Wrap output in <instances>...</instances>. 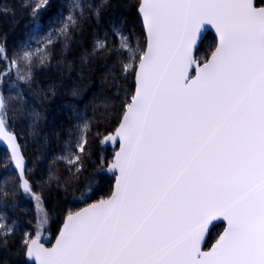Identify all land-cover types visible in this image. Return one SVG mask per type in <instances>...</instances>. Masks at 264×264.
Wrapping results in <instances>:
<instances>
[{
  "label": "snow or ice",
  "instance_id": "1",
  "mask_svg": "<svg viewBox=\"0 0 264 264\" xmlns=\"http://www.w3.org/2000/svg\"><path fill=\"white\" fill-rule=\"evenodd\" d=\"M138 4L146 46L133 47L114 28L119 43L112 51L124 57L121 75L135 77L115 133L100 140L104 146L118 138L108 166L119 173L114 189L69 212L51 248L39 242V232L36 238L25 233L23 257L27 264H264V0ZM68 8L56 30L64 39L79 24L75 13L82 17L84 4L69 0ZM206 25L217 42L201 65L192 53ZM45 40L35 52L22 46L16 56L29 65L38 56L43 64L51 34ZM106 48L105 40L95 41V52ZM17 64L14 56L10 65ZM7 108L0 94V142L10 148L20 187L31 193L17 138L7 128ZM88 129L80 125L75 152L57 157L69 165V185L83 166ZM217 219L226 227L205 252L206 227ZM46 222V216L37 221ZM0 229V248L7 247L12 228Z\"/></svg>",
  "mask_w": 264,
  "mask_h": 264
},
{
  "label": "trees",
  "instance_id": "2",
  "mask_svg": "<svg viewBox=\"0 0 264 264\" xmlns=\"http://www.w3.org/2000/svg\"><path fill=\"white\" fill-rule=\"evenodd\" d=\"M81 2L83 16L75 13L79 24L64 39L56 30L69 11V0H47L46 4L44 0H0V48L4 49L0 53V94L8 103L7 128L16 136L27 162L25 176L31 188V193L20 191L9 158L0 148V224L12 228L7 247L0 248V264H26L21 242L25 233L33 238L36 222L30 195L40 198L54 238L69 212L105 199L111 192L113 178L106 175L105 167L114 149L101 146L100 140L113 133L134 89V73L125 79L118 62L124 57L112 51L119 43L114 28L133 47H144L145 37L137 15L138 0ZM50 34L53 43L43 64L38 56L30 65L16 56L24 45L28 47L23 50L35 52ZM97 39L107 43L99 53L94 51ZM214 47V37L206 34L196 60L204 62ZM14 56L18 64L13 68ZM26 75L31 79L19 78ZM83 123L89 125L83 166L78 179L69 185V165L57 157L76 151ZM221 230L222 225L212 228L206 246Z\"/></svg>",
  "mask_w": 264,
  "mask_h": 264
},
{
  "label": "water",
  "instance_id": "3",
  "mask_svg": "<svg viewBox=\"0 0 264 264\" xmlns=\"http://www.w3.org/2000/svg\"><path fill=\"white\" fill-rule=\"evenodd\" d=\"M138 7H139V4H138ZM138 7H137V15H138V17H139V19H140V22H141V24H142L143 34H144V37H145V31H144V27H143V22H142V18H141V16H140V14H139V12H138ZM208 33L211 34V35L214 37V39H215V46H216L217 36H216V33H215V29H213L210 25H206V26H204V28L202 29V32H201V36H200V39H199L198 45H197V47L193 50V53H192V55H193L195 61H197L196 58H195L196 51H197V49L199 48V46H200L201 42L203 41L204 37H205L206 34H208ZM145 46H146V38H145ZM145 46H144V47H145ZM214 48H215V47H214ZM213 50H214V49H213ZM211 53H212V52H211ZM211 53H210V55L208 56V58H210ZM205 61H206V60H205ZM205 61H204V62H205ZM197 62H198V61H197ZM204 62H202V63H200V64L202 65ZM195 67H196V64L194 63V64L191 66V68L189 69L190 75H192V76L195 75ZM133 81H134V89H133V94H134V91H135V77H134V80H133ZM122 115H123V114H122ZM121 117H122V116H121ZM120 120H121V118H120ZM119 122H120V121H119ZM118 125H119V123H118ZM118 125H117V127H118ZM117 127H116V128H117ZM116 128H115V130H116ZM115 130L113 131V133H115ZM10 133H11V132H10ZM111 134H112V133H111ZM15 137H16V136H15ZM17 142H18V141H17ZM105 145L108 146L109 148L114 149V152H113L112 158H111L110 162H109V163L106 165V167H105V173H106V175H107L108 177H112V178H113L112 188H111V192H110V194H109V196H110L111 193H112V191H113V189H114L116 176H117L119 173H118V171H115V172H109V171H108V166H109V164H111V163L114 162V155H115V152L119 151V142H118V138H117V141H116V142L109 141V142H107ZM19 147H20V146H19ZM0 148H2V149L5 151V153L7 154L8 158H9V156H10V148L7 146V143H6V142H0ZM20 151H21V149H20ZM21 154H22V151H21ZM22 157H23V159H24L25 170H26L27 162H26V160H25L23 154H22ZM9 162H10V159H9ZM10 165H11V168H12V170L15 172L16 177H17V179H18L20 191H21V192H24L23 189L20 187V184L22 183V180H21V178H20V175H19V173H18V170L14 167L13 162H10ZM23 179L27 181L26 176H25V171H24V177H23ZM24 193H25V192H24ZM109 196H108V197H109ZM105 199H106V198H105ZM96 202H98V201H96ZM93 203H95V202H93ZM91 204H92V203H91ZM88 205H89V204H88ZM88 205H85V206L81 207L80 209L76 210L75 212L80 211L81 209L88 207ZM73 213H74V212H73ZM65 217H66V216H65ZM65 217H64V219H63V221H62V223H61V225H60V227H59V229H58V232L56 233V235L54 236V238L52 239V241H51V243H50L49 245H46V244L42 243V242L40 241V239H39V242L42 243V244L44 245V247H46V248H51V247H53V245L56 243V239H57V237L59 236L60 231H61V228H62V226H63V224H64ZM226 224H227V222L224 221L223 219L212 220V221H210V222L208 223V225H207V227H206V230H205V233H204V238H203V240L201 241V245H200V247H201V249H202L203 251L207 252V251H209V250L212 248V246H213V245L216 243V241L218 240L219 236L223 233V231H224V229H225V227H226ZM216 225H222V230H221V232L219 233V235L217 236V238H216V239H215V240H214L209 246H206V243H207V240H208L209 234H210L212 228H213L214 226H216ZM24 260H25V259H24ZM25 263L27 264L26 261H25Z\"/></svg>",
  "mask_w": 264,
  "mask_h": 264
},
{
  "label": "rangeland",
  "instance_id": "4",
  "mask_svg": "<svg viewBox=\"0 0 264 264\" xmlns=\"http://www.w3.org/2000/svg\"><path fill=\"white\" fill-rule=\"evenodd\" d=\"M41 3H43V0H39ZM30 199L33 203L34 206V211H35V217H36V222H35V226H34V232H33V238H36L37 236V232H39V239L42 243L49 245L52 241V237L50 234V230H49V222H48V218H47V222L40 224L37 223V221L39 219H43L46 216V213L43 209L41 200L38 196L36 195H30ZM47 217V216H46Z\"/></svg>",
  "mask_w": 264,
  "mask_h": 264
}]
</instances>
